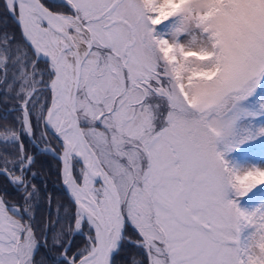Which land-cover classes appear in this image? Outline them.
<instances>
[{
    "label": "snow or ice",
    "instance_id": "obj_1",
    "mask_svg": "<svg viewBox=\"0 0 264 264\" xmlns=\"http://www.w3.org/2000/svg\"><path fill=\"white\" fill-rule=\"evenodd\" d=\"M0 13L15 24L0 29L3 119L17 113L0 124V175L20 194L0 195V264H45L50 247L53 264H264V0ZM25 139L60 161L55 224L37 219Z\"/></svg>",
    "mask_w": 264,
    "mask_h": 264
},
{
    "label": "trees",
    "instance_id": "obj_2",
    "mask_svg": "<svg viewBox=\"0 0 264 264\" xmlns=\"http://www.w3.org/2000/svg\"><path fill=\"white\" fill-rule=\"evenodd\" d=\"M0 16H2V13H0ZM5 22L8 25L7 31L14 32L15 24L7 17H3V19H0V29L3 28ZM13 103L14 102L6 101L3 97H0V124L10 122L12 118L17 115V113H13L8 117L7 121L3 119V111L6 112ZM37 143L43 145V143H41L39 140H37ZM51 146L54 148L57 147L54 140L51 142ZM25 147L28 153L35 156V163L32 165L31 171L36 173V177L32 180V183H34L39 189L38 209L36 212L37 219L41 223H43L44 221H48L49 224H55L57 220V214L59 213L61 215L63 213V209L60 206L66 205L68 203V197L64 193L60 175V161L54 158V156L51 154H44L43 152L37 151L33 144L28 142L27 139H25ZM5 193H7V195H4ZM0 195H4V198L10 202H18L20 199V194L14 191L12 185L8 183V180L3 175H0ZM59 198L64 200V202L57 203L56 201H58ZM57 204L61 210L59 211L58 209L57 212H53L52 208L54 210H57ZM56 227L59 228L60 225H56ZM82 242V237L77 236L73 241V248L75 249V247L79 246ZM135 251L136 250L134 248L129 247L125 251H122L120 253V256L130 258ZM58 254L59 251L56 248H42L37 256V259L46 256L47 259L45 261V264H53L52 258L58 256ZM120 262L122 263L123 259H121ZM127 263L128 261L125 260L124 264Z\"/></svg>",
    "mask_w": 264,
    "mask_h": 264
},
{
    "label": "rangeland",
    "instance_id": "obj_3",
    "mask_svg": "<svg viewBox=\"0 0 264 264\" xmlns=\"http://www.w3.org/2000/svg\"><path fill=\"white\" fill-rule=\"evenodd\" d=\"M5 113H6V112L3 111V115H5ZM56 202H57V203H63L64 200H62L61 198H59L58 201H56ZM53 207H54V206H53ZM56 209H57V210H54V209L52 208V211H53V212H54V211L57 212L58 209H59V211L61 210L60 207L58 206V204H57V206H56ZM62 215H63V213L61 214V216H62Z\"/></svg>",
    "mask_w": 264,
    "mask_h": 264
},
{
    "label": "flooded vegetation",
    "instance_id": "obj_4",
    "mask_svg": "<svg viewBox=\"0 0 264 264\" xmlns=\"http://www.w3.org/2000/svg\"><path fill=\"white\" fill-rule=\"evenodd\" d=\"M39 145H40V144H39ZM43 145H44V144H43ZM43 145H40V146H43ZM44 146H45V145H44ZM135 254H136V251L134 252V254H132V256L135 255ZM132 256H131V257H132ZM120 263H121V262H119V264H120ZM124 263H125V260H123V262H122L121 264H124ZM127 264H128V263H127Z\"/></svg>",
    "mask_w": 264,
    "mask_h": 264
},
{
    "label": "water",
    "instance_id": "obj_5",
    "mask_svg": "<svg viewBox=\"0 0 264 264\" xmlns=\"http://www.w3.org/2000/svg\"><path fill=\"white\" fill-rule=\"evenodd\" d=\"M45 146H40V148H44ZM40 152V151H39ZM63 185V184H62ZM63 190H64V193L67 195V197H68V194H67V192L65 191V189H64V186H63Z\"/></svg>",
    "mask_w": 264,
    "mask_h": 264
}]
</instances>
